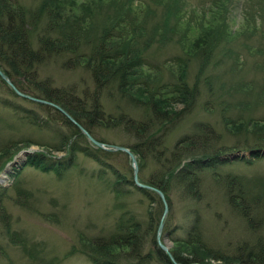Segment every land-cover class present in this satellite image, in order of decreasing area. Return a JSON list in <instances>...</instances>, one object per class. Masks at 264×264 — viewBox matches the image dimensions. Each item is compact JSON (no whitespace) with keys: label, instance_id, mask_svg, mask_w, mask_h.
Masks as SVG:
<instances>
[{"label":"rangeland","instance_id":"obj_1","mask_svg":"<svg viewBox=\"0 0 264 264\" xmlns=\"http://www.w3.org/2000/svg\"><path fill=\"white\" fill-rule=\"evenodd\" d=\"M23 1L30 3L32 0ZM169 1L162 0L161 6L152 1L153 11L146 24L148 32L161 13L165 17L172 16ZM176 1V6L181 3L188 12L194 9L199 16L195 20L210 18V15H203L202 7L207 8L212 0ZM72 3L73 0H64L63 5L68 8ZM221 3L226 7L215 14L216 19L211 18V28L199 30V24H195L200 32L192 49L200 44L203 48L195 52L185 48L178 37H182V32L175 34L167 30L165 40L162 29L158 33L159 40L147 54L155 65L147 73L156 79L155 82L159 81V85H175L182 81L197 89V98L189 102L173 95V99L162 102V108L169 113L183 110V118L158 142L161 145L157 146L158 152L167 155L183 136L196 134L195 125L206 123L219 135L218 142L211 148L220 150L217 161L210 165L211 168L200 171L199 200L188 201L171 187L168 201L164 196L167 213L163 217V204L159 211L156 200L150 201L135 189L131 159L118 151H111L114 155L107 162L102 161L104 167L78 155L72 168L57 173L42 171L28 162L30 156L40 152L50 159L64 158L66 153L44 146L55 140L51 131L24 122L0 105V148L9 140L24 142L12 156L6 154L0 159V175L8 176L0 179L1 206L8 222L7 228L0 223V264H92L83 251H89L88 243L96 239L110 238L123 213H127L129 225L135 228L134 225L139 224L134 234L144 241L148 251L153 250L150 244L154 241L159 247V241L171 256V251H175L185 258L193 253L181 242L195 215L199 216L202 241L210 254L219 258L216 260L209 255L204 260L206 264L227 261L239 264L234 260L239 249L247 251L257 242L264 244V0H222ZM166 20L171 26V19ZM205 37L211 38L210 48L205 44L208 41ZM37 75L51 80L57 87H74L76 92L92 88L87 72L80 68L64 69L59 58L45 61ZM4 89H0L2 97L7 95ZM109 95L104 94L100 99L108 112L122 114L131 120L141 117L140 110ZM17 100L22 103L19 98ZM26 106L39 112L28 102ZM157 127L150 132H154V136H157ZM117 129L99 130L105 146L129 148L138 144V139L129 140L126 133L124 135L123 126ZM255 138L263 147L251 151L242 148L249 143H245L246 139L251 144ZM256 152L259 153L256 155ZM133 155L138 180L146 184L155 165L140 153ZM13 162L18 167H11ZM115 182L118 184L113 187ZM116 188L122 194L112 191ZM240 196L247 199L239 202ZM149 218L153 220L150 231ZM122 259L118 263L136 264L126 257Z\"/></svg>","mask_w":264,"mask_h":264},{"label":"trees","instance_id":"obj_2","mask_svg":"<svg viewBox=\"0 0 264 264\" xmlns=\"http://www.w3.org/2000/svg\"><path fill=\"white\" fill-rule=\"evenodd\" d=\"M152 1L161 6L162 0H73L68 8L63 5L64 0H32L30 3H24L23 0H0V69L21 92L51 101L63 108L99 143L104 144L99 130L123 126L122 132L124 135L126 133L129 140H139L138 144L126 148L133 154L140 153L142 158H150L155 165L146 185L160 190L166 201L171 187L186 200L198 201L201 195L200 171L211 168L210 165L217 161L220 150L213 151L211 148L218 142L219 135L206 123L195 125L196 134L183 136L167 155L162 156L158 152V147L161 146L158 142L183 118V110L169 113L162 108V102L173 99L172 95L189 102L190 99L197 98V89L182 81L175 85H159V81L155 82L156 79L147 73L155 66L147 54L153 43L159 40L158 33L162 29L165 40L169 31H174L175 34L182 32V37H178L185 48L193 52L203 48V44H200L192 49L200 32L195 24H199V30L211 28V18L216 19L215 14L221 13V8L224 9L226 5L221 3L222 0H212L207 8L202 7L203 15H210V18L197 21L194 18L199 16L195 15L194 9L188 12L183 4L176 6L177 1L170 0L168 9L172 16L165 17L161 13L148 32L146 24L153 11ZM168 17L171 19V26L166 20ZM233 34L234 32L231 36ZM205 38L208 40L205 44L210 48L211 38ZM205 51L206 49L203 50ZM53 58H59L64 69L80 68L87 72L92 88L76 92L74 87L61 88L47 78L41 79L37 75L40 66ZM1 88H5L7 95L2 97L4 94L0 91V105L18 115L24 122L51 131L55 140L53 144L45 143L44 146L66 153L64 158L50 159L37 152L28 159L32 166L57 173L72 168L77 156L82 155L104 167V163L114 155L95 147L88 140L86 142L87 138L78 126L55 107L18 96L0 77ZM139 89L141 93L138 92ZM104 94H113L129 107L140 110L141 117L131 120L122 114L113 115L108 112L100 101ZM11 97L19 98L22 103ZM26 102L39 112L26 106ZM155 126H158L155 130L157 136H154V132L150 133ZM246 130L253 134L249 128ZM21 143H24L23 140H9L6 145H2L0 159L5 158L6 154L12 156ZM245 143L248 144H244L242 148L249 151L263 147L256 138L251 144L249 139ZM257 153L259 152L256 155ZM9 160L10 157L6 162ZM140 182L142 183L141 180ZM117 184L115 182L113 187ZM135 189L150 201L156 200L157 209L162 211V202L155 192L137 187ZM112 191L122 194L117 188ZM242 198L243 196L239 197V202L243 201ZM229 203L234 204H231V200ZM1 204L0 196V223L7 228L8 222ZM125 215L127 213H123L116 232L110 238L96 239L90 245L85 240L89 251H83L82 254L92 264H120L118 262L123 257L136 261V264H173L154 240L150 244L153 245V250L148 251L144 241L134 234L139 224H135V228L129 225V218ZM198 217L195 215L185 240L181 242L193 254L185 258L171 251L177 264H206L204 260L209 255L219 259L205 247ZM147 225L150 231L152 218L147 220ZM234 260L239 264H264V244L257 242L247 251L239 249ZM224 264L230 263L227 261Z\"/></svg>","mask_w":264,"mask_h":264},{"label":"water","instance_id":"obj_3","mask_svg":"<svg viewBox=\"0 0 264 264\" xmlns=\"http://www.w3.org/2000/svg\"><path fill=\"white\" fill-rule=\"evenodd\" d=\"M0 76H1V78L4 81H6V83L9 86H11V88L18 95L23 96V97H27L30 100H33V101H36V102H39V103H43V104H47V105L53 106L56 109H58L59 111H61L64 115H66L72 122H74L78 126V128L82 131V133H84L87 136V138L90 140V142L92 144H94L96 147L102 148V149H105V150H110V151H120V152H123V153L127 154L129 156V158L131 159L132 166H133V182H134V184L137 187H139V188H144V189H147V190L154 191L158 195V197L160 198V200L162 201V204H163V207H164L163 217L166 215V213H167V204H166V201L164 199V195L162 194V192H160V191H158L156 189H153V188H151V187H149L147 185H143V184H141L138 181V177H137V167H136V163H135V160H134V155L131 152H129L128 149H126L124 147H119V146H112L110 149L106 148L103 144L97 142V140H95L80 124L76 123V121L63 108H61L60 106H58L57 104H55L53 102H50V101H47V100H44V99L35 98L33 96H29L27 94H24V93L18 91V89H16V87L12 84V82L10 81V79L8 78V76L4 72H2L1 69H0ZM15 165H16V162H13L11 164V166H15ZM6 172H7V169L4 170V173L3 174L5 175ZM1 178L4 179V178H6V176L0 175V179ZM161 226H162V223H160V225H159L158 234L160 233ZM158 244H159V247L168 255V257L171 260V262L173 264H177L175 262V260L173 259V257L171 256V254L169 253L168 248L165 247V246H163V245H161L159 243V241H158Z\"/></svg>","mask_w":264,"mask_h":264},{"label":"bare ground","instance_id":"obj_4","mask_svg":"<svg viewBox=\"0 0 264 264\" xmlns=\"http://www.w3.org/2000/svg\"><path fill=\"white\" fill-rule=\"evenodd\" d=\"M136 118V117H135Z\"/></svg>","mask_w":264,"mask_h":264}]
</instances>
